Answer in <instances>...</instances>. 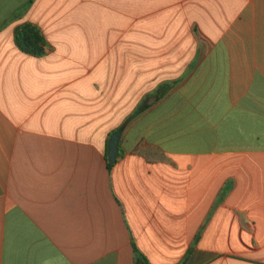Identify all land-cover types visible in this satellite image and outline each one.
I'll return each mask as SVG.
<instances>
[{
    "label": "crops",
    "instance_id": "crops-1",
    "mask_svg": "<svg viewBox=\"0 0 264 264\" xmlns=\"http://www.w3.org/2000/svg\"><path fill=\"white\" fill-rule=\"evenodd\" d=\"M135 249L264 264V0H0V264Z\"/></svg>",
    "mask_w": 264,
    "mask_h": 264
},
{
    "label": "trees",
    "instance_id": "trees-1",
    "mask_svg": "<svg viewBox=\"0 0 264 264\" xmlns=\"http://www.w3.org/2000/svg\"><path fill=\"white\" fill-rule=\"evenodd\" d=\"M15 43L21 52L37 58L45 57L49 50L42 32L31 24H24L17 28ZM122 130L123 128L119 129L118 132ZM135 255V264H149L147 259L137 249H135Z\"/></svg>",
    "mask_w": 264,
    "mask_h": 264
},
{
    "label": "water",
    "instance_id": "water-1",
    "mask_svg": "<svg viewBox=\"0 0 264 264\" xmlns=\"http://www.w3.org/2000/svg\"><path fill=\"white\" fill-rule=\"evenodd\" d=\"M120 139H121V134L117 133L112 137L110 141V153H109L110 164H115L118 160Z\"/></svg>",
    "mask_w": 264,
    "mask_h": 264
},
{
    "label": "rangeland",
    "instance_id": "rangeland-1",
    "mask_svg": "<svg viewBox=\"0 0 264 264\" xmlns=\"http://www.w3.org/2000/svg\"><path fill=\"white\" fill-rule=\"evenodd\" d=\"M156 81H153V84H155Z\"/></svg>",
    "mask_w": 264,
    "mask_h": 264
}]
</instances>
